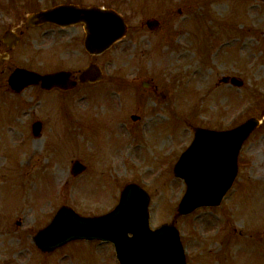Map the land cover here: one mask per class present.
I'll use <instances>...</instances> for the list:
<instances>
[{
	"label": "rangeland",
	"instance_id": "obj_1",
	"mask_svg": "<svg viewBox=\"0 0 264 264\" xmlns=\"http://www.w3.org/2000/svg\"><path fill=\"white\" fill-rule=\"evenodd\" d=\"M64 1L113 8L129 29L94 58L105 73L94 86L15 94L0 67V264H120L112 242L76 240L47 253L33 237L62 205L85 216L107 213L129 182L150 193L153 227L176 221L187 264H264V0H0V33L12 14ZM47 28L52 44L40 43ZM30 33L14 66L47 72L91 59L69 46L85 38L83 26ZM252 117L261 123L222 204L176 218L186 185L173 168L193 128L229 129ZM36 121L43 123L37 137ZM76 160L87 166L78 176Z\"/></svg>",
	"mask_w": 264,
	"mask_h": 264
},
{
	"label": "water",
	"instance_id": "obj_2",
	"mask_svg": "<svg viewBox=\"0 0 264 264\" xmlns=\"http://www.w3.org/2000/svg\"><path fill=\"white\" fill-rule=\"evenodd\" d=\"M60 11L65 15L58 16ZM31 18L36 21L38 18L39 21L52 19L62 24L85 22V45L92 54L103 53L127 31L124 18L113 9L59 6L36 13ZM148 23L152 27L157 26L155 20ZM66 75L68 73L64 71L41 75L33 70L17 68L10 75L9 83L18 93L40 81L46 89L55 86L66 88L69 86ZM101 77L100 68L91 64L80 79L96 81ZM257 125L258 120L251 118L225 131L196 128L193 143L182 154L175 168L176 174L183 177L187 184L179 205L180 214L190 213L199 206L220 204L237 176V158L242 145ZM40 129L41 124L35 123V134ZM84 169L85 166L77 161L73 173L77 175ZM149 203L147 191L130 183L123 189L119 204L107 214L85 217L69 206H62L52 222L38 232L35 242L43 251L51 252L74 239L110 240L116 246L121 264H186L179 230L168 223L152 229Z\"/></svg>",
	"mask_w": 264,
	"mask_h": 264
},
{
	"label": "flooded vegetation",
	"instance_id": "obj_3",
	"mask_svg": "<svg viewBox=\"0 0 264 264\" xmlns=\"http://www.w3.org/2000/svg\"><path fill=\"white\" fill-rule=\"evenodd\" d=\"M64 2L65 3H71L73 5L76 4V5H81L82 6V4H80L79 2H76V1H74V2L64 1ZM56 4H58V3H56ZM56 4H54V5H56ZM10 7H12V6L10 5ZM48 7H52V6L46 5L43 8H36L35 10H32L31 12H33V11L35 12V11H38V10H41V9H44V8H48ZM26 15H23L20 18L18 16V13L17 14L15 13L14 17H13V14H12V18L10 20L11 23L9 25V28H7L4 32L0 33V67L2 68V72H4V69H5V70H7L10 73L15 67H17V66H14V64H11V61L14 60L15 55L17 53V50L20 48L22 42L23 43L26 42L27 44H29L25 40L31 34L30 31L33 32L34 30H37L38 28H40L41 26H44V25H48V26H50L52 28H58V30L64 31V32H67V30L69 28H71V26L73 27V26L80 25V26L84 27V24H82V23H75V24H72V25H69V26H61V25H58V24L53 23V22H46V23L37 24V25H33V26L29 27V26L26 25V20H27V16ZM0 27H2V26H0ZM46 30H44L46 38H45V40L41 41L40 43H45L46 42L48 44H52L53 40L52 39L49 40L47 38V35L50 33L49 30H51V29L47 28ZM16 36H19L20 39L16 43V45L13 46L12 44H15L14 39L16 38ZM53 37H54V35H52V38ZM34 42H35V40H34ZM63 42L65 43L66 40H63ZM69 46L72 48L71 49L72 52L77 51L78 46H79L80 50L83 51L85 49L84 48L83 34H81V36H78V37L77 36L73 37L70 40ZM86 53L91 57L89 63L94 62L95 61L94 58H96L97 56L96 55H91L87 51H86ZM7 64H11V65L9 66ZM84 67H85V65L82 66V67H79V68H75V67L71 68V67H63L62 66L61 68H58V69L54 70V71H57V70H68V71H70V76H69L70 81H77V83L75 84L74 88L71 89L70 91H64V90H61L59 88H55L53 91H57L58 90L60 92L67 93V92H71L72 90H75L76 88H78L80 86H85V85L94 86V85H97L98 83H82V84H80V82H78L79 76H80L81 71L83 70ZM151 88H153L152 90H155V92L158 91L157 87L152 82L150 83V86L148 87V89H151Z\"/></svg>",
	"mask_w": 264,
	"mask_h": 264
},
{
	"label": "bare ground",
	"instance_id": "obj_4",
	"mask_svg": "<svg viewBox=\"0 0 264 264\" xmlns=\"http://www.w3.org/2000/svg\"><path fill=\"white\" fill-rule=\"evenodd\" d=\"M245 45L247 46V43H245ZM245 45H244V46H245ZM246 46H245V47H246Z\"/></svg>",
	"mask_w": 264,
	"mask_h": 264
}]
</instances>
